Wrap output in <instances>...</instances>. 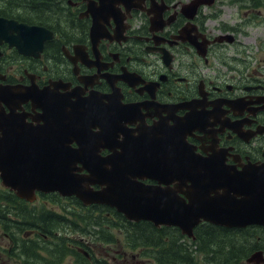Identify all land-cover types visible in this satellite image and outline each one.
Instances as JSON below:
<instances>
[{"label": "flooded vegetation", "instance_id": "flooded-vegetation-1", "mask_svg": "<svg viewBox=\"0 0 264 264\" xmlns=\"http://www.w3.org/2000/svg\"><path fill=\"white\" fill-rule=\"evenodd\" d=\"M197 1L0 0V161L6 163L0 264H122L130 249L123 231L163 228L147 221L111 227L123 215L108 205L25 185L35 173L10 169L13 159L1 152L34 146L31 131L42 125L45 110L64 118L71 135H88L90 128L92 141L81 152L100 162L113 152L115 178L129 180L134 193L145 191V200L157 186L167 193L153 178L158 170L145 169L153 147L163 148L154 157L164 161V144H186L201 157L216 146L224 166L247 168L244 179L258 180L264 165V0L188 7ZM21 25L44 34L25 44ZM221 35L229 36L227 42L217 40ZM249 41H257L255 60L248 56ZM175 184L176 198L185 200L186 188ZM103 217L111 223L104 225ZM213 227L237 245H228L223 259L215 251L206 264H264V225ZM105 229L112 243L104 241ZM256 236L262 242L250 243ZM104 246L121 249V259L117 251L105 258Z\"/></svg>", "mask_w": 264, "mask_h": 264}, {"label": "water", "instance_id": "water-1", "mask_svg": "<svg viewBox=\"0 0 264 264\" xmlns=\"http://www.w3.org/2000/svg\"><path fill=\"white\" fill-rule=\"evenodd\" d=\"M202 4H205L203 0H199L188 7L195 10ZM20 27L26 29L23 33L25 44L32 43V37L44 34L41 28L25 25ZM225 38L220 37L219 40ZM41 46L42 40L39 41V50ZM23 53H27L24 46ZM45 114L46 116L40 119L42 125L31 131L36 138L34 146L30 149L18 146L13 151L1 152L2 158L7 155L9 161L13 159L8 163L10 169L25 172L28 167L35 173L33 180H24V184L31 186V189L75 195L85 204H105L116 209L128 221L142 220L151 221L155 226H175L188 238L193 237V228L201 219L229 228L252 224L264 225V165L258 168V180H245L243 172L247 168L240 172L224 166L223 151L216 146L210 155L201 157L186 144L173 148L164 144L166 157L163 162H156L154 157L163 151V148L153 147L151 165L145 169L150 172L158 170L153 178L168 189L167 193H162L164 191L161 190V186L154 187L149 199L145 200L147 198L145 191L134 193L129 189L131 185L129 180L115 178L117 173L113 167L115 161L113 152L101 162L94 157L86 156L88 153L81 152L83 149L81 145L92 141L90 128H87L88 135L79 133L71 135L64 118L57 115L54 117L52 112L47 110ZM100 129L99 134L104 131L101 126ZM72 141H77V149H71ZM178 144L182 146L181 143ZM125 153L134 154L135 151ZM4 164L6 163L0 161L2 180H5L2 174ZM77 164L81 167L78 168ZM102 164L109 165L110 168L102 167ZM83 170L87 171L86 175L79 174ZM160 174L167 178L159 180L156 176L159 177ZM174 182H177L175 187L186 188L184 193H187L185 197L188 203L176 198V191L170 188ZM94 186H99L100 190L95 191ZM219 191L224 193L221 197ZM135 198L137 202L131 205ZM165 206L166 208L160 209Z\"/></svg>", "mask_w": 264, "mask_h": 264}, {"label": "trees", "instance_id": "trees-1", "mask_svg": "<svg viewBox=\"0 0 264 264\" xmlns=\"http://www.w3.org/2000/svg\"><path fill=\"white\" fill-rule=\"evenodd\" d=\"M107 220L108 218L103 217L104 225L108 224ZM93 223L96 224V221L94 220ZM111 224V227L123 224L131 225L123 218H120L116 225ZM137 226L143 230H134L135 225H132V227L123 231L126 237L125 240L130 243L131 250H141L143 257L153 260L151 264H198L197 254L200 253L201 256H205L204 258L207 259L209 255H214L215 251L219 250L220 244H222L219 242V239H222V236H220L221 230L210 225L208 228H198L194 231L196 241L187 240L174 228H162L161 230L148 232L141 225ZM103 235L105 242H113L112 232L105 229Z\"/></svg>", "mask_w": 264, "mask_h": 264}, {"label": "rangeland", "instance_id": "rangeland-1", "mask_svg": "<svg viewBox=\"0 0 264 264\" xmlns=\"http://www.w3.org/2000/svg\"><path fill=\"white\" fill-rule=\"evenodd\" d=\"M249 45L252 47V49L249 51L248 53V56L250 58H252V60H255V57H259L257 55V52L255 50V46H257V41H256V44L253 43L252 41H249ZM222 239H219V242H221L222 244H220L219 246V250L217 251V259H223L225 257H228L230 254L228 252V245L230 247H233L235 245H237V242L222 235L221 237ZM257 236L254 237V238H250V243L251 241L255 242V243H261L262 240H256ZM2 244H4V241L2 242ZM117 252H119L120 256H119V259H121L122 257V254H123V251H121V249H118V248H112L111 250L107 249L106 246H104V255H105V258H108V256H112V255H117ZM139 251H134V252H130V251H127L126 253V256L124 257L125 261H120L122 264H145L147 263V261H145V259L147 258H138V256L134 257V253H137ZM134 257V259H133Z\"/></svg>", "mask_w": 264, "mask_h": 264}, {"label": "bare ground", "instance_id": "bare-ground-1", "mask_svg": "<svg viewBox=\"0 0 264 264\" xmlns=\"http://www.w3.org/2000/svg\"><path fill=\"white\" fill-rule=\"evenodd\" d=\"M220 193H219V197H221L224 193H222L221 191H219Z\"/></svg>", "mask_w": 264, "mask_h": 264}]
</instances>
